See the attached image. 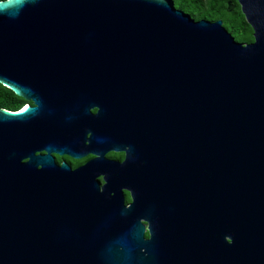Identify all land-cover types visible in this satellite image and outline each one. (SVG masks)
Segmentation results:
<instances>
[{
	"label": "water",
	"instance_id": "95a60500",
	"mask_svg": "<svg viewBox=\"0 0 264 264\" xmlns=\"http://www.w3.org/2000/svg\"><path fill=\"white\" fill-rule=\"evenodd\" d=\"M236 1L246 43L172 0H0V84L32 101L0 107V264H264V0Z\"/></svg>",
	"mask_w": 264,
	"mask_h": 264
},
{
	"label": "trees",
	"instance_id": "16d2710c",
	"mask_svg": "<svg viewBox=\"0 0 264 264\" xmlns=\"http://www.w3.org/2000/svg\"><path fill=\"white\" fill-rule=\"evenodd\" d=\"M172 2L175 7L182 9L194 19L219 18L221 24L235 40L248 41L251 39V28L240 12L236 0H172ZM22 105L23 99L20 96L0 84V107L20 108Z\"/></svg>",
	"mask_w": 264,
	"mask_h": 264
},
{
	"label": "flooded vegetation",
	"instance_id": "af4514ba",
	"mask_svg": "<svg viewBox=\"0 0 264 264\" xmlns=\"http://www.w3.org/2000/svg\"><path fill=\"white\" fill-rule=\"evenodd\" d=\"M251 40H252V34L250 40L241 41V42L246 43ZM22 99H23V105L32 104V101L30 99H24V98ZM104 104L105 102L94 101V108L98 111L103 110ZM90 131L92 134L96 135L97 133H99L98 126L90 127ZM47 145L49 147L48 153H51L52 150H55V145L52 142H47ZM56 147L58 150L63 148L62 152L58 151V157L60 162L68 163L69 160H73V163L77 166H80V168H83L88 164V162H92L95 158L105 155V149H102L101 146H97V145H93L88 151H80V148H77L76 146H70L69 148H65V145H59ZM108 147H109L110 155L119 156L120 159H130L131 157L134 156L133 143H126L125 145H121L119 142H116ZM39 152L43 153V149H39ZM110 169L112 168L103 167V171L102 173H100V179L104 181L106 186H108L109 181H112L111 178H114L113 170L110 171ZM138 186L139 183L134 182V179L125 181V188H128V194L125 197L128 202L134 203L136 199H141V191H138ZM145 217L149 223L148 232L150 233V236H158V223L155 222L154 212H147L145 214ZM164 263L165 262H160L159 264H164Z\"/></svg>",
	"mask_w": 264,
	"mask_h": 264
},
{
	"label": "rangeland",
	"instance_id": "374dc122",
	"mask_svg": "<svg viewBox=\"0 0 264 264\" xmlns=\"http://www.w3.org/2000/svg\"><path fill=\"white\" fill-rule=\"evenodd\" d=\"M22 106H23V105H22ZM22 106H21V107H22Z\"/></svg>",
	"mask_w": 264,
	"mask_h": 264
}]
</instances>
